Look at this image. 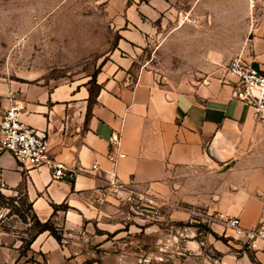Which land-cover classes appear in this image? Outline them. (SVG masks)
I'll use <instances>...</instances> for the list:
<instances>
[{"label":"crops","instance_id":"crops-1","mask_svg":"<svg viewBox=\"0 0 264 264\" xmlns=\"http://www.w3.org/2000/svg\"><path fill=\"white\" fill-rule=\"evenodd\" d=\"M240 2L250 17L240 23L234 55L264 72V0ZM128 19L147 32L140 17ZM140 30L128 32L132 37L123 34L144 40ZM110 58L97 75L94 94L86 82L32 85L0 75V118L12 98L22 102L19 119L48 138L52 158L64 166V174L54 179L46 166L21 168L11 154L0 153L1 190L22 191L30 211L42 222L50 219L64 237L117 202L100 199L96 191L112 171L147 197L164 195L183 175L185 200L214 217L216 232L224 229L220 220L228 216L238 217L245 227L264 224V134L252 109L232 96L235 77L219 69L176 90L149 70L135 71L128 59ZM112 137L117 143L110 144ZM59 205L67 209L55 210ZM238 250L216 262L264 264L262 249L245 245ZM107 256L100 255L102 264ZM88 259L74 243L58 241L48 231L22 253L19 245L0 244V264H87Z\"/></svg>","mask_w":264,"mask_h":264},{"label":"rangeland","instance_id":"rangeland-1","mask_svg":"<svg viewBox=\"0 0 264 264\" xmlns=\"http://www.w3.org/2000/svg\"><path fill=\"white\" fill-rule=\"evenodd\" d=\"M247 8L240 0H0V75L32 85L86 82L94 94L98 73L115 54L180 90L226 71ZM128 17H140L147 32ZM137 30L144 40L123 34ZM175 178L162 196L142 194L148 211L125 196L61 238L86 254L87 264H102L105 252L107 264H218L245 249L229 230L216 232L208 214L185 200L184 176ZM27 203L22 191L0 186V244L19 245L20 253L32 233Z\"/></svg>","mask_w":264,"mask_h":264},{"label":"built area","instance_id":"built-area-1","mask_svg":"<svg viewBox=\"0 0 264 264\" xmlns=\"http://www.w3.org/2000/svg\"><path fill=\"white\" fill-rule=\"evenodd\" d=\"M253 0H251V4ZM226 72L235 77V87L232 96L252 109L256 123L264 134V72L256 69L242 57L236 54L229 60ZM11 105L1 115L0 118V153L11 154L19 163V167L40 168L43 166L52 170L53 178L59 179L64 174V166L55 162L50 153L48 138L39 130L23 123L18 116V112L23 109L22 102L11 99ZM117 143V137L110 139V144ZM107 158L114 161V156L109 152ZM92 169H97L93 164ZM74 173V172H73ZM100 199L108 201L114 200H140L137 205L141 211H148L143 206L148 207L150 200H142L141 192H136L132 183H123L112 171L105 178V183L97 188ZM209 221H215L214 217L206 215ZM224 229L230 231L234 239L241 240L250 249H262L264 251V224L257 223L251 227L241 225L238 217L228 216L221 219Z\"/></svg>","mask_w":264,"mask_h":264},{"label":"trees","instance_id":"trees-1","mask_svg":"<svg viewBox=\"0 0 264 264\" xmlns=\"http://www.w3.org/2000/svg\"><path fill=\"white\" fill-rule=\"evenodd\" d=\"M55 210L58 208L66 210L67 206L66 205H59V206H54ZM26 209L30 212V230H31V236L29 237V239H27L26 241V245L24 247V249H29V246L31 244V242L33 241V239L39 235L42 232L48 231L50 235H52L55 239H57L58 241H61V235H62V231L56 227L52 221L50 219L42 222L40 221L37 216L35 215V213L31 210V205L29 203H27ZM15 213L18 214V210H15Z\"/></svg>","mask_w":264,"mask_h":264}]
</instances>
